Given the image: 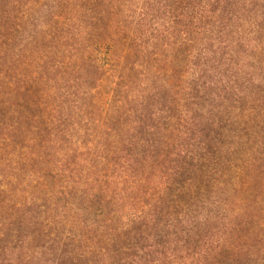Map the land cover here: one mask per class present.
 I'll use <instances>...</instances> for the list:
<instances>
[{"label": "trees", "instance_id": "1", "mask_svg": "<svg viewBox=\"0 0 264 264\" xmlns=\"http://www.w3.org/2000/svg\"><path fill=\"white\" fill-rule=\"evenodd\" d=\"M0 264H264V0H0Z\"/></svg>", "mask_w": 264, "mask_h": 264}]
</instances>
